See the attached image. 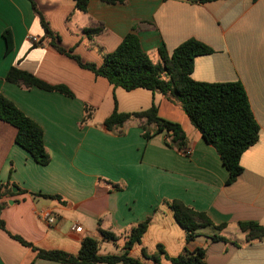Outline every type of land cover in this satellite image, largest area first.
Returning <instances> with one entry per match:
<instances>
[{"label": "crops", "instance_id": "0c3cea01", "mask_svg": "<svg viewBox=\"0 0 264 264\" xmlns=\"http://www.w3.org/2000/svg\"><path fill=\"white\" fill-rule=\"evenodd\" d=\"M33 1L59 37V46L71 49L83 63L100 64L132 27L154 62L161 45L170 53L190 38L205 43L214 52L194 59L192 79L240 82L259 135L240 157L241 174L226 185L227 171L215 150L177 106L159 93L114 88L57 52L47 40L38 44L43 31L30 3L0 0V94L40 126L50 156L46 166L35 163L14 143V128L0 121V183L9 180L26 191L1 200L7 203L0 214L6 231L48 251L76 254L80 241L91 237L98 241L100 255L120 254L125 232L150 216L140 245L129 252L134 258H141V248L152 253L161 245L168 257L181 254L184 248H203L205 264H264V239L246 242L237 227L239 222L264 226V0L202 4L126 0L115 5L88 0L84 13L71 0ZM96 27L102 28L98 35L85 36L84 29ZM4 29L13 39L7 54L1 35ZM11 66L48 85H63L72 96L7 82L4 78ZM152 104L160 117L181 126L189 156L167 147L164 133L144 140L137 120L127 121L120 128L122 135L103 125L115 105L118 112L132 113ZM85 110L88 119L81 124ZM110 183L121 190H112ZM30 193L58 195L62 202ZM163 200H179L205 213L215 225L226 227L211 234L201 229L197 238L186 243ZM40 210L52 211L53 225L37 216ZM72 225L80 230L72 231ZM98 228L114 233L117 240H102ZM214 234L226 241H210ZM161 263L168 261L161 259ZM0 264L63 263L36 259L30 248L0 230Z\"/></svg>", "mask_w": 264, "mask_h": 264}, {"label": "trees", "instance_id": "16d2710c", "mask_svg": "<svg viewBox=\"0 0 264 264\" xmlns=\"http://www.w3.org/2000/svg\"><path fill=\"white\" fill-rule=\"evenodd\" d=\"M33 12L37 15L43 36L37 42L47 40L48 45L57 52L64 54L84 69L96 76L103 77L109 85L121 88L124 91L144 89L151 93H159L166 100L177 106L187 117L190 124L198 132L204 142L211 146L218 155L222 165L227 171L226 185L232 184L241 174V155L252 147L258 140L259 126L252 114L245 90L240 82H198L192 79L194 59L198 56L212 54L214 50L205 43L190 38L176 46L168 53L163 45L156 50L157 61H152L142 49L139 38L132 27L124 35L117 47L105 54L100 64L83 63L72 50L59 46V37L50 29L46 19L40 14L33 0H27ZM75 9L86 12L88 0H71ZM109 5L123 4L126 0H100ZM190 3L202 4L218 0H186ZM256 1V0H252ZM102 31L101 27L84 29L86 37L91 38ZM5 43L4 53H9L13 48L12 34L8 29L1 33ZM5 81L26 88L36 87L44 91L58 92L71 97L70 91L63 85L51 86L39 80L32 74L11 66L4 78ZM86 112V110H85ZM88 119L87 112L81 124ZM137 120L144 140L164 133V143L184 156H189L186 136L178 123L163 119L158 114L157 107L152 104L149 108L132 113L117 111L116 105L112 113L104 120L103 125L109 132L122 135L120 128L129 121ZM0 121L9 124L15 130L14 143L26 151L40 166H46L50 156L43 143V133L40 126L26 117L9 99L0 94ZM111 184V183H110ZM26 192L7 180L0 183V214L7 205L4 198L17 194L12 191ZM112 190H121V187L111 184ZM32 197L53 199L62 202L58 195H44L30 193ZM163 204L170 210L176 224L183 230L186 243L199 236L198 231L210 228L216 233L221 232L226 225H215L203 212L196 211L179 200H163ZM151 217L129 228L123 238L124 243L120 254L98 253L99 243L91 237H84L79 243L76 254H69L58 250L40 249L28 243L21 237L6 231L5 224L0 216V230L21 245L28 247L36 259H42L63 264H162L161 259L168 264H205V249L184 248L182 253L175 257H168L161 245H156L155 251L147 252L140 249V257L134 258L129 252L134 246L140 245L146 233ZM237 227L245 234V241L264 239V226L255 222H239ZM102 240L115 242L117 236L98 228ZM210 241H226L217 234L212 235Z\"/></svg>", "mask_w": 264, "mask_h": 264}, {"label": "built area", "instance_id": "2783aa9c", "mask_svg": "<svg viewBox=\"0 0 264 264\" xmlns=\"http://www.w3.org/2000/svg\"><path fill=\"white\" fill-rule=\"evenodd\" d=\"M190 149L187 150V153L190 155ZM37 216L42 219L47 225H53L55 222V217L52 213V211L49 210H40L37 213ZM72 231H79L80 227L78 225H72L71 226Z\"/></svg>", "mask_w": 264, "mask_h": 264}, {"label": "rangeland", "instance_id": "374dc122", "mask_svg": "<svg viewBox=\"0 0 264 264\" xmlns=\"http://www.w3.org/2000/svg\"><path fill=\"white\" fill-rule=\"evenodd\" d=\"M79 15H81V14H79ZM201 232H202V233H205V234H211L212 229H210V228H204V229L201 230ZM138 254H139V253H138Z\"/></svg>", "mask_w": 264, "mask_h": 264}, {"label": "water", "instance_id": "95a60500", "mask_svg": "<svg viewBox=\"0 0 264 264\" xmlns=\"http://www.w3.org/2000/svg\"><path fill=\"white\" fill-rule=\"evenodd\" d=\"M12 191L15 193L17 191L16 188H12ZM8 204H12V201H8Z\"/></svg>", "mask_w": 264, "mask_h": 264}]
</instances>
